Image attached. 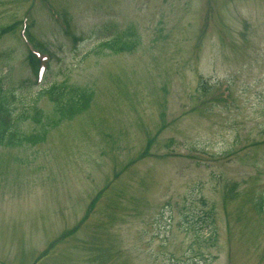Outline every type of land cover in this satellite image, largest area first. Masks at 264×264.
<instances>
[{"label": "rangeland", "instance_id": "obj_1", "mask_svg": "<svg viewBox=\"0 0 264 264\" xmlns=\"http://www.w3.org/2000/svg\"><path fill=\"white\" fill-rule=\"evenodd\" d=\"M24 17L52 59L38 87ZM11 26L3 126L54 115L41 87L92 98L45 142L0 146V264H264V0H0Z\"/></svg>", "mask_w": 264, "mask_h": 264}, {"label": "trees", "instance_id": "obj_2", "mask_svg": "<svg viewBox=\"0 0 264 264\" xmlns=\"http://www.w3.org/2000/svg\"><path fill=\"white\" fill-rule=\"evenodd\" d=\"M45 95L53 104L54 110L52 119L48 116L44 117L38 109L31 107V110H24L17 113L14 120L8 121L6 126H3L1 119L10 117V112L7 109L6 96L0 91V146L4 147H20V146H36L45 142L47 133L50 129H55L63 121H70L74 117L85 112L90 104L92 95L83 88L76 86H67L65 83L60 85H51L45 90ZM29 113H31L29 115ZM31 121L36 127V130L30 134H24L17 128L19 121ZM52 120L51 127L47 126V121ZM208 218V216H206ZM210 220V218H208ZM210 224V222H209Z\"/></svg>", "mask_w": 264, "mask_h": 264}]
</instances>
